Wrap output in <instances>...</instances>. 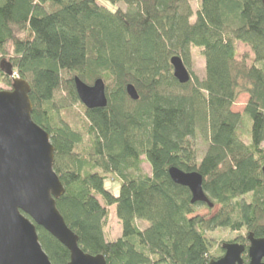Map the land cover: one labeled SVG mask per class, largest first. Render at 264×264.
I'll list each match as a JSON object with an SVG mask.
<instances>
[{"label":"trees","instance_id":"16d2710c","mask_svg":"<svg viewBox=\"0 0 264 264\" xmlns=\"http://www.w3.org/2000/svg\"><path fill=\"white\" fill-rule=\"evenodd\" d=\"M101 1L126 9L109 10L99 0H0V62L29 85L31 119L49 136L64 188L56 208L79 248L106 264H208L217 260L208 238L215 229L248 228L247 235L264 238L261 1ZM236 43L250 49V66L237 60ZM192 49L204 60V78L191 74L181 85L170 59L179 57L188 70ZM75 78L105 85L107 106L83 107L88 150H79L82 135L59 121L61 110L79 102ZM0 79L11 87V77L0 71ZM127 85L137 101L126 95ZM241 95L247 101L239 114L232 106ZM196 137L207 144L200 160ZM170 168L201 175L204 194L219 207L214 218L194 216L196 208H210L191 204L188 189L169 178ZM107 176L119 181L117 195L105 189ZM111 207L121 237L108 241ZM138 222L148 226L140 230ZM37 235L51 264L69 263L60 243L40 228ZM246 237L230 242L245 247V263Z\"/></svg>","mask_w":264,"mask_h":264},{"label":"water","instance_id":"95a60500","mask_svg":"<svg viewBox=\"0 0 264 264\" xmlns=\"http://www.w3.org/2000/svg\"><path fill=\"white\" fill-rule=\"evenodd\" d=\"M260 1L264 8V0ZM170 65L179 84L189 82L190 74L179 57H172ZM0 71L8 77L12 75L11 65L4 61L0 62ZM74 88L87 110L107 106L102 80L88 86L75 78ZM125 92L131 101L138 100L132 85H127ZM29 93V85L20 79L12 80L9 91H0V264H51L39 244L37 228L68 251V264H106L103 256H92L79 248L77 236L56 208L64 188L53 171L54 148L49 136L31 119ZM168 175L174 184L188 189L191 204L213 208L203 192L201 175L177 168H170ZM262 176L264 184V166ZM246 240V263L243 245L224 243L223 256L208 264H264V238L257 239L249 233Z\"/></svg>","mask_w":264,"mask_h":264},{"label":"rangeland","instance_id":"374dc122","mask_svg":"<svg viewBox=\"0 0 264 264\" xmlns=\"http://www.w3.org/2000/svg\"><path fill=\"white\" fill-rule=\"evenodd\" d=\"M99 3L109 10H115L116 8H120L125 11V6L122 4H118L116 7L110 6L108 3H105L99 0ZM191 9L193 12V17L191 18V22L193 23L195 20V14L198 9V4L196 1L191 2ZM236 51H237V60H245L246 64L250 66L253 62V54L250 49L241 44L236 43ZM188 72L190 75L197 77L198 79L204 78V60L201 56V53L198 49L191 50V59L190 65L188 67ZM10 87H8L5 83L0 79V91H9ZM247 101V97L245 95H241L236 103L232 106V111L235 113L242 114L245 103ZM83 105L78 102L76 104L70 105L67 109L61 110L59 112V121L67 124L72 130L79 132L83 137V144L79 148V150H88L89 140L85 134L87 128V121L83 112ZM240 136L245 144H248V132L247 126L242 125L240 128ZM194 145L197 151L198 158L202 157L204 152L206 151L207 144L202 138L196 137L194 141ZM264 149V146H263ZM143 161L141 165L142 172L144 174L150 175V167L145 162L144 158H141ZM104 187L113 195H117L119 192L120 183L118 180H115L113 176H107L104 182ZM244 202H248L247 198H243ZM219 210V207L216 206L212 209H207L206 207L196 208L194 216L204 217L207 221L211 220L215 217ZM137 226L140 230H143L148 226L146 222H138ZM248 228H242L239 231L232 232L229 229L221 228L215 229L212 232L208 233V238L212 243V247L210 249V255L214 259H220L223 256V251L221 248L222 244L230 243L236 240L238 237H246ZM121 237V227L118 222V219L115 214V207H111L108 209V216L106 219L105 227H104V238L108 241H113Z\"/></svg>","mask_w":264,"mask_h":264},{"label":"built area","instance_id":"2783aa9c","mask_svg":"<svg viewBox=\"0 0 264 264\" xmlns=\"http://www.w3.org/2000/svg\"><path fill=\"white\" fill-rule=\"evenodd\" d=\"M11 79H12V80L17 79V75H16V73H12V75H11Z\"/></svg>","mask_w":264,"mask_h":264},{"label":"flooded vegetation","instance_id":"af4514ba","mask_svg":"<svg viewBox=\"0 0 264 264\" xmlns=\"http://www.w3.org/2000/svg\"><path fill=\"white\" fill-rule=\"evenodd\" d=\"M248 248V247H247Z\"/></svg>","mask_w":264,"mask_h":264}]
</instances>
